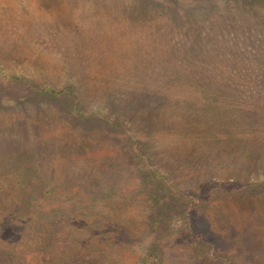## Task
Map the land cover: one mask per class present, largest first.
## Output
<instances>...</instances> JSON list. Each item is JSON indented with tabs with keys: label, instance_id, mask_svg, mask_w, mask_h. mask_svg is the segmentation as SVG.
Here are the masks:
<instances>
[{
	"label": "rangeland",
	"instance_id": "374dc122",
	"mask_svg": "<svg viewBox=\"0 0 264 264\" xmlns=\"http://www.w3.org/2000/svg\"><path fill=\"white\" fill-rule=\"evenodd\" d=\"M177 1L0 0V216L34 167L59 182L3 219L0 264H264V190L221 200L264 183V114L247 142L234 109L264 104V0Z\"/></svg>",
	"mask_w": 264,
	"mask_h": 264
},
{
	"label": "trees",
	"instance_id": "16d2710c",
	"mask_svg": "<svg viewBox=\"0 0 264 264\" xmlns=\"http://www.w3.org/2000/svg\"><path fill=\"white\" fill-rule=\"evenodd\" d=\"M202 1H206V0H202ZM233 1H240L243 4H245L246 2H254V0H233ZM174 3H180L177 0H173ZM192 2H197L196 0H192ZM209 2V1H207ZM206 2H204L205 4ZM165 5H170V7L173 6L172 3L166 4ZM256 73H253L252 71H250L247 75L251 76V78H254V75ZM257 76H255V79H260L264 80V72H259L256 74ZM34 86V88L36 89H40V94L41 95H49L46 96L45 99L48 98H52L55 100H63L66 96H72V105L71 107H67V109H64V113L67 114V116L71 117L73 114L77 115V112H79V107L81 106L79 98H78V92H76V86L74 84H70L68 85L66 88H63L61 90H56L55 88H39L37 85H32V87ZM256 87V85H255ZM261 87H264L261 85ZM257 89V87H256ZM262 95H264V92L262 93ZM37 98L39 99V97L37 96ZM240 108L242 109V116L238 121H237V125H242L241 127L245 130L243 132V136L245 137V140L247 142H254L255 140L252 139L251 135H254L257 139H260V132L256 131L257 129V124H259V118L262 116V114H264V104H262L261 106H259V108L256 109V107L254 106V109L251 108L250 105L247 106H236L234 109ZM75 117V116H74ZM92 117L90 116L88 121L90 123H92ZM78 119V118H77ZM75 120V119H74ZM243 120V123L241 122ZM118 123H113L112 122V128H114L115 126H118ZM106 125L103 124V129L105 130ZM181 129H184L181 127ZM106 132V131H105ZM188 135V133H185ZM121 143L125 144V146L128 148L127 150L130 151V156L128 155V159L132 162L134 161L133 158H135V160H137L139 155H143L144 152H147L150 142L149 140H144V139H136L134 137H131L127 140L122 141ZM158 151H160L157 148H153L147 156H149V161L153 162L152 160V155L154 153H157ZM142 152V153H139ZM152 155H151V154ZM187 154H190V152H188ZM145 155V153H144ZM167 156L170 154H166ZM203 155V156H202ZM200 157H198L199 160H193V161H204L207 155L202 154ZM187 157V156H186ZM205 157V158H204ZM2 154H0V159H2ZM24 159V157H23ZM139 159V158H138ZM140 160V159H139ZM146 160V159H145ZM144 161V160H143ZM142 162V161H141ZM24 163H29V162H25ZM146 168L147 171L149 173V176L151 178H155L157 180H165V172H162L160 168H156V167H151L150 163L147 162L146 164ZM16 173V171H15ZM55 173V172H54ZM24 175V173H22ZM30 178L32 181V185H34V187H29V184L26 183V180H23L20 183H17L14 185V187H16L17 190H19L18 192H16L18 194V196L14 199L11 200V204H12V209L11 212L9 213H4L2 216H0V229L2 226H4L3 223V219L5 221H9L10 217L13 214H16V216H20L19 214H27L31 212V204L32 203H28L27 198H24L25 195L27 194V192H31L29 195V199L33 201V203H35V201H37V199L41 198L42 196L46 197L47 195H49V197L52 198L53 194L58 193L56 190L59 187V182L57 179H55L52 175H48L47 171L41 167L40 165H38V167H34V170L30 172ZM29 180V179H28ZM240 182L246 186V183L244 182V180L239 179ZM30 181V180H29ZM52 182H54L52 184ZM252 184V183H251ZM262 184V185H259ZM196 185H200L201 189H207V187H209L208 189H213L216 190L217 188L215 187V185L211 184V182L207 181L205 178H202V180L198 181V184ZM250 185V184H247ZM151 187H154L153 184H150ZM62 187V186H61ZM60 187V188H61ZM31 188V189H30ZM255 189H250V188H244V187H238V188H234L230 191H225L223 194H221V196H224L221 200L225 201L228 198H234L236 199L238 202L240 203H245L247 204V202L252 199L253 197H259V196H255L252 194H249L251 191H261L262 189L264 190V183H256L255 184ZM7 189H11L9 186L7 187ZM24 193H22V192ZM250 191V192H249ZM202 192V191H201ZM249 192V193H248ZM26 193V194H25ZM231 193H235L233 196L230 195ZM247 193V194H246ZM25 194V195H24ZM7 195V194H6ZM24 196V197H22ZM24 198V199H23ZM35 199V201H34ZM201 198L199 196H194V199H192L191 204L195 205L196 207H200L202 206V203H200ZM0 204H2V207H9L8 203L5 202L4 204L1 202V198H0ZM53 205V204H52ZM11 206V205H10ZM38 210H36L37 212ZM35 212V210H34ZM40 213V212H38ZM193 214V212L191 213V211H189V216H191ZM1 215V214H0ZM150 259L154 260L157 258V252L155 251L154 254H151L149 256ZM222 264H236L237 260L236 258H230L228 256H224L223 258H221L220 261ZM152 263V262H151ZM148 263V264H151Z\"/></svg>",
	"mask_w": 264,
	"mask_h": 264
}]
</instances>
